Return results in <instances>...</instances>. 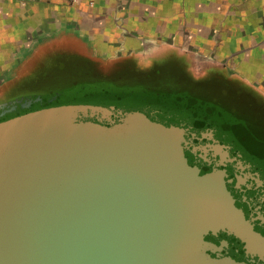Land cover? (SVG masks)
<instances>
[{
	"label": "water",
	"instance_id": "water-1",
	"mask_svg": "<svg viewBox=\"0 0 264 264\" xmlns=\"http://www.w3.org/2000/svg\"><path fill=\"white\" fill-rule=\"evenodd\" d=\"M53 94L0 105V264H264L253 167Z\"/></svg>",
	"mask_w": 264,
	"mask_h": 264
},
{
	"label": "crops",
	"instance_id": "crops-1",
	"mask_svg": "<svg viewBox=\"0 0 264 264\" xmlns=\"http://www.w3.org/2000/svg\"><path fill=\"white\" fill-rule=\"evenodd\" d=\"M171 57L227 112H264V0H0V105L49 62L97 77Z\"/></svg>",
	"mask_w": 264,
	"mask_h": 264
},
{
	"label": "trees",
	"instance_id": "trees-1",
	"mask_svg": "<svg viewBox=\"0 0 264 264\" xmlns=\"http://www.w3.org/2000/svg\"><path fill=\"white\" fill-rule=\"evenodd\" d=\"M93 76L101 100L94 108L138 120L221 148L264 177V112H227L179 58L150 68L134 64Z\"/></svg>",
	"mask_w": 264,
	"mask_h": 264
},
{
	"label": "rangeland",
	"instance_id": "rangeland-1",
	"mask_svg": "<svg viewBox=\"0 0 264 264\" xmlns=\"http://www.w3.org/2000/svg\"><path fill=\"white\" fill-rule=\"evenodd\" d=\"M172 58L175 59L176 57H171L170 59ZM88 66V61L76 62L74 67L68 64H59L54 67L52 62L47 63L42 77L31 79L29 85L30 88L43 92L53 91L55 94L52 96L44 95L42 99L34 102V104H41L44 107H96L101 100L96 87L99 85L94 83V77L88 73L89 70H84ZM77 67H81V69L79 70ZM193 73L196 75L195 72ZM57 93L58 95H56ZM101 110H107L109 112V109Z\"/></svg>",
	"mask_w": 264,
	"mask_h": 264
}]
</instances>
